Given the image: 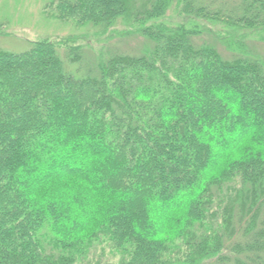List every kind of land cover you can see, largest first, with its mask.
Listing matches in <instances>:
<instances>
[{"label": "trees", "instance_id": "trees-1", "mask_svg": "<svg viewBox=\"0 0 264 264\" xmlns=\"http://www.w3.org/2000/svg\"><path fill=\"white\" fill-rule=\"evenodd\" d=\"M41 16L76 31L0 47V264H264V0Z\"/></svg>", "mask_w": 264, "mask_h": 264}, {"label": "rangeland", "instance_id": "rangeland-1", "mask_svg": "<svg viewBox=\"0 0 264 264\" xmlns=\"http://www.w3.org/2000/svg\"><path fill=\"white\" fill-rule=\"evenodd\" d=\"M45 0H0V47L23 51L37 38L64 36L76 30L41 16ZM221 28L217 27L215 30ZM5 33L4 35H2ZM97 47L99 44L92 41ZM253 51L264 56V43L248 39Z\"/></svg>", "mask_w": 264, "mask_h": 264}]
</instances>
